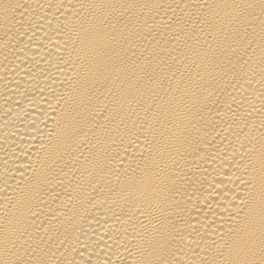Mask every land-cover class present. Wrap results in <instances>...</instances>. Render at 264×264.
Instances as JSON below:
<instances>
[{
	"label": "bare ground",
	"instance_id": "6f19581e",
	"mask_svg": "<svg viewBox=\"0 0 264 264\" xmlns=\"http://www.w3.org/2000/svg\"><path fill=\"white\" fill-rule=\"evenodd\" d=\"M0 264H264V0H0Z\"/></svg>",
	"mask_w": 264,
	"mask_h": 264
}]
</instances>
